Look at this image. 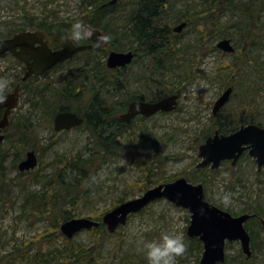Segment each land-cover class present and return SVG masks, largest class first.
Wrapping results in <instances>:
<instances>
[{
  "label": "rangeland",
  "instance_id": "rangeland-1",
  "mask_svg": "<svg viewBox=\"0 0 264 264\" xmlns=\"http://www.w3.org/2000/svg\"><path fill=\"white\" fill-rule=\"evenodd\" d=\"M164 1L167 7L156 23L172 28L176 54L151 57L137 51L132 64L108 71L111 51L137 48L128 24L139 0L113 6L97 20V27L83 14L86 5L93 8L92 1L0 0V38L38 29L30 24L35 18L48 23L54 18L82 20L90 30L110 36L109 45L106 41L89 54H77L34 78L28 90L20 92L10 120L27 123L33 135L22 141L5 131L0 145V264H148L143 240L157 239L162 231L172 230L188 245L178 264H201L203 243L187 234L191 214L166 199L132 214L113 233L104 225L99 245L92 230H82L69 239L60 229L65 212H71L74 219L98 220L95 217L99 216L101 221L120 204L181 177L203 184L207 199L232 215H255L246 223L252 236L251 256L240 241H229L225 262L218 264H264V166L259 169L247 150L234 166L224 161L216 170L200 171L203 168L198 167L200 146L219 129L218 115L236 121L242 112L257 125L264 122V5L259 14L261 26L251 35L250 22L242 11L250 0ZM184 22L183 31L175 32ZM87 39L91 41L88 37L76 43ZM224 39L231 40L233 52L218 47ZM17 64L11 57L0 62V80L8 82L3 94L22 84V76L14 70ZM66 87L74 90L69 99L63 95ZM228 88L233 89L230 99L215 116V104ZM175 93L180 99L171 112L139 116L130 124L121 119L134 97L155 101ZM95 102L111 113V138L116 135L119 153H113L114 147L104 153L103 145L83 125L60 132L54 129L56 108L70 105L84 114ZM31 150L38 164L21 171L19 165ZM60 175L67 181L71 178L76 187L63 189L61 196L56 194L61 190ZM223 192L232 193L230 203L219 198ZM145 224L151 226L150 231H143ZM70 244L85 249L71 253Z\"/></svg>",
  "mask_w": 264,
  "mask_h": 264
},
{
  "label": "water",
  "instance_id": "water-1",
  "mask_svg": "<svg viewBox=\"0 0 264 264\" xmlns=\"http://www.w3.org/2000/svg\"><path fill=\"white\" fill-rule=\"evenodd\" d=\"M119 0H112L115 4ZM184 22L174 28L181 33L186 27ZM91 41L93 44H76L65 38L61 48L53 50L46 35L40 30L24 31L17 33L11 38H0V59L11 54L25 64V80L32 76H41L74 58L75 55L93 48L102 46L104 34L98 29H92ZM218 47L226 52H233L234 47L230 39H224ZM135 59L132 50L127 52L111 51L107 59V67L111 70L129 66ZM233 89L228 88L217 100L214 107L216 116L228 103ZM6 100L0 102V110L5 109L3 118L0 120V145L5 140L4 130L10 124V115L17 106L20 98V87L13 93L5 94ZM180 96L171 94L155 101L134 100L130 102L127 113L122 115L126 123L130 124L138 116L151 117L160 112H171L178 106ZM85 117L73 111H60L54 116V129L58 132L79 127L85 123ZM257 161L258 168L264 166V127L257 124L241 126L237 131L223 134L215 131L199 148V156L202 161L199 168L210 167L216 170L222 162L231 161L236 165L245 151ZM38 164L35 151L26 153L19 168L21 171H30ZM158 199H166L176 206L186 209L191 214V222L187 234L191 238H198L204 246V255L201 264H218L225 262V247L227 242L240 241L243 251L251 256L252 236L246 228V223L255 215L243 214L234 216L208 201L203 184L191 183L187 178L181 177L175 181L158 185L149 189L142 197L129 200L114 208L104 215L101 221L91 218L70 219L62 223L61 233L72 239L75 234L82 230H93L105 225L108 232L113 233L124 226L132 214H137L148 205ZM264 226V220H261Z\"/></svg>",
  "mask_w": 264,
  "mask_h": 264
},
{
  "label": "trees",
  "instance_id": "trees-1",
  "mask_svg": "<svg viewBox=\"0 0 264 264\" xmlns=\"http://www.w3.org/2000/svg\"><path fill=\"white\" fill-rule=\"evenodd\" d=\"M90 1L94 2L93 8L89 10V6L86 5L85 11H84V17L89 21L94 23V27H97L98 25L97 20H99L110 8L113 6H116L122 2H126L127 0H119L115 4H110L112 0H84V2L89 3ZM223 1V0H222ZM264 5V0H250L247 7H243L242 11L246 15L247 20L251 23L250 26V34L254 35L255 31L258 32V29L260 28V17L259 14L261 12L262 6ZM91 6V7H92ZM166 2L164 0H139L137 8L134 10V12L131 13L129 17V24L128 28L130 30V33L135 38V41L137 43V48L133 50L135 52V55L137 51H140L148 56L155 57L158 53H165L168 57V54L175 53L176 54V46L173 40L171 39V35H173L172 28L170 26L161 28L157 26L156 20L160 18V16L163 14L164 9L166 8ZM37 20V18H35ZM35 19L30 20L31 25H37L38 29L44 32L49 39L51 46L54 47H60V41L61 44L65 38H67V34L71 29V25L74 23V20H59L57 18H54V20H51V22L48 23L46 20H42L41 22H36ZM260 24V25H259ZM170 35V36H169ZM172 40V41H171ZM91 41H88V39L85 41L84 44H89ZM108 44V41L106 42ZM109 45V44H108ZM107 47H112L108 46ZM94 49H100V47H94L90 50H87L85 52H82L83 54H89ZM103 49V48H102ZM136 58V57H135ZM161 62H159L160 64ZM58 66V65H57ZM156 67L159 68V65L156 64ZM108 71H117L116 70H110ZM106 70V71H107ZM24 73H26V70L24 69ZM38 76H32L31 78L24 81V77L21 79V87L20 90L27 89L31 80L34 78H37ZM74 90L68 89L67 87L63 91V95L66 96L68 99L73 95ZM28 93H31L33 95V90L28 91ZM80 96V94L77 95V98ZM166 96V95H165ZM164 96L158 97V99L162 98ZM67 99V100H68ZM95 99L94 101H96ZM133 100H144L143 98L134 97ZM130 101V102H131ZM129 104V103H128ZM60 111H73L76 112L72 106H60L54 110V113L57 114ZM78 113V112H77ZM80 114V112L78 113ZM85 117V123L83 126L89 130V132L92 134V136L96 139V141L99 143V145H103V152L108 153L110 152V148L114 147L115 150L113 153H119L121 146L119 143H116V135L114 138H111L113 136V132H111L112 123L110 120L111 113L108 112L106 108H103L100 105H97L93 103L90 108L84 113L80 114ZM1 119V117H0ZM116 123L123 124L122 120H115ZM217 121L219 125L218 131L221 133H224L226 130H229V132H235L237 131L241 126L247 125L249 122L250 124H255L256 120L248 118V116L245 113H240L238 119L235 120H228L226 117H223L222 115L217 116ZM259 126L264 127V122L261 123ZM12 130V131H11ZM6 132L11 131L12 134H15L18 139L24 141L28 140V138L33 135V131L30 128V126L21 121L20 119L16 121L10 120V125L8 126ZM17 134V135H16ZM119 146V147H118ZM208 167L201 169L200 171H204V169H207ZM72 184V179L70 178L68 181L65 179L64 176H59L58 179V186L61 187V190H57L56 194H59V196L62 195L63 189H75ZM67 186V187H66ZM72 190V191H73ZM66 200L67 198L64 197ZM98 218L95 219L97 221H100L99 216L95 217ZM73 219V216L71 212H65L63 216H61V220L63 222ZM247 228V227H246ZM104 225H101L98 228L93 229L92 231L95 232V240H98L96 242L98 245L101 243V237L100 233L102 230H104ZM248 230V229H247ZM105 232V230L103 231ZM97 238V239H96ZM100 238V240H99ZM96 244V247L98 246ZM70 246V252H81L83 247L76 245V244H70L67 247ZM200 250H202V247H200ZM77 252V253H78Z\"/></svg>",
  "mask_w": 264,
  "mask_h": 264
},
{
  "label": "clouds",
  "instance_id": "clouds-1",
  "mask_svg": "<svg viewBox=\"0 0 264 264\" xmlns=\"http://www.w3.org/2000/svg\"><path fill=\"white\" fill-rule=\"evenodd\" d=\"M93 33L85 25L82 20H77L71 25V29L67 34V40L70 42H79L84 40ZM110 36L104 35L102 40L107 41ZM8 86L6 80H0V102L7 99L3 95V90ZM219 198L228 204L231 202L232 193L223 192ZM151 230L149 224L143 226V231ZM188 245L186 244L183 236L177 231H162L157 239L143 240L144 254L148 264H178V258L182 257L187 251Z\"/></svg>",
  "mask_w": 264,
  "mask_h": 264
},
{
  "label": "flooded vegetation",
  "instance_id": "flooded-vegetation-1",
  "mask_svg": "<svg viewBox=\"0 0 264 264\" xmlns=\"http://www.w3.org/2000/svg\"><path fill=\"white\" fill-rule=\"evenodd\" d=\"M36 30H39V29H36ZM29 31H31V30H29ZM34 31V30H33ZM15 35V34H14ZM14 35H11V36H9V37H6V38H11V37H13ZM46 35V34H45ZM45 40H47L48 41V43H49V46L53 49V50H57V49H60L61 48V46L60 47H54V46H51V44H50V39H49V37L46 35V37H45ZM8 57H11V58H13V56L10 54V55H8ZM130 104V103H129ZM128 108H129V105H128V107H127V110L126 111H128ZM4 112H5V109H2V110H0V117H1V119H2V117H3V114H4ZM125 113H127V112H125ZM125 113H123V114H121V117H122V115H124Z\"/></svg>",
  "mask_w": 264,
  "mask_h": 264
},
{
  "label": "built area",
  "instance_id": "built-area-1",
  "mask_svg": "<svg viewBox=\"0 0 264 264\" xmlns=\"http://www.w3.org/2000/svg\"><path fill=\"white\" fill-rule=\"evenodd\" d=\"M3 70H5L4 68H3ZM15 70V72L17 73V75L19 74V73H21V67H16V69H14Z\"/></svg>",
  "mask_w": 264,
  "mask_h": 264
},
{
  "label": "bare ground",
  "instance_id": "bare-ground-1",
  "mask_svg": "<svg viewBox=\"0 0 264 264\" xmlns=\"http://www.w3.org/2000/svg\"><path fill=\"white\" fill-rule=\"evenodd\" d=\"M251 24V23H250ZM260 25V24H259ZM261 26V25H260ZM251 28V27H250ZM170 36V35H169ZM239 36V35H238ZM172 41V40H171ZM84 44V43H83ZM11 65V64H10ZM14 90V89H13ZM125 112H127V111H125ZM79 113V112H78ZM7 130V129H6ZM12 131V130H11ZM17 135V134H16ZM76 159V158H75ZM72 162V161H71ZM61 169V168H60ZM39 203V202H38ZM41 206V205H40ZM61 229V228H60ZM41 235V234H40ZM56 238V237H55ZM54 238V239H55ZM37 240V239H36ZM64 252V251H63ZM72 259V258H71ZM70 260V259H69ZM79 261V260H78Z\"/></svg>",
  "mask_w": 264,
  "mask_h": 264
}]
</instances>
